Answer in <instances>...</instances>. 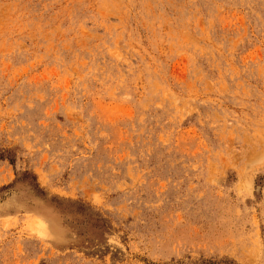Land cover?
Listing matches in <instances>:
<instances>
[{"label": "rangeland", "instance_id": "rangeland-1", "mask_svg": "<svg viewBox=\"0 0 264 264\" xmlns=\"http://www.w3.org/2000/svg\"><path fill=\"white\" fill-rule=\"evenodd\" d=\"M0 264H264V0H0Z\"/></svg>", "mask_w": 264, "mask_h": 264}]
</instances>
